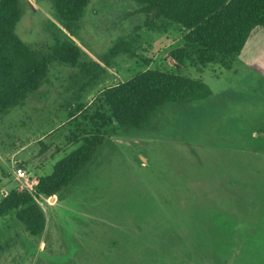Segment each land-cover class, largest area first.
Returning a JSON list of instances; mask_svg holds the SVG:
<instances>
[{
    "label": "rangeland",
    "instance_id": "rangeland-1",
    "mask_svg": "<svg viewBox=\"0 0 264 264\" xmlns=\"http://www.w3.org/2000/svg\"><path fill=\"white\" fill-rule=\"evenodd\" d=\"M25 1L15 33L47 54L61 26L46 1ZM145 19L133 0H90L75 36L62 28L82 50L76 64L51 60L41 85L0 117V199L33 192L80 146L69 142L78 109L93 112L97 95L143 60L166 66L182 29ZM236 67L183 68L208 97L164 104L142 129L110 127L71 183L36 199L41 234L12 214L0 219V264H264V79Z\"/></svg>",
    "mask_w": 264,
    "mask_h": 264
},
{
    "label": "trees",
    "instance_id": "trees-1",
    "mask_svg": "<svg viewBox=\"0 0 264 264\" xmlns=\"http://www.w3.org/2000/svg\"><path fill=\"white\" fill-rule=\"evenodd\" d=\"M35 1H46L61 26L53 23L54 43L47 54L33 50L15 33L28 7L26 1L0 0V117L23 105L27 94L41 85L51 60L74 65L82 53L70 36H75L90 0ZM133 1L145 14L147 26L172 24L182 29L179 39L164 55L166 66L150 68L149 60H143L142 69L97 95L93 112L78 109L83 114L69 142L80 146L58 160L50 174L39 177L33 192L13 188L4 194L0 219L12 214L31 235L41 234L46 218L36 199L55 195L71 183L110 134V127L142 129L164 104H187L208 97L209 86L200 77L183 74L181 69L193 68L202 73L217 68L220 73L236 68L249 33L256 26H264V0ZM119 43L110 49L112 54L124 47Z\"/></svg>",
    "mask_w": 264,
    "mask_h": 264
},
{
    "label": "crops",
    "instance_id": "crops-1",
    "mask_svg": "<svg viewBox=\"0 0 264 264\" xmlns=\"http://www.w3.org/2000/svg\"><path fill=\"white\" fill-rule=\"evenodd\" d=\"M239 61V68L241 66L243 70L251 71L264 79V26H256L251 30L239 54Z\"/></svg>",
    "mask_w": 264,
    "mask_h": 264
},
{
    "label": "built area",
    "instance_id": "built-area-1",
    "mask_svg": "<svg viewBox=\"0 0 264 264\" xmlns=\"http://www.w3.org/2000/svg\"><path fill=\"white\" fill-rule=\"evenodd\" d=\"M26 170L23 167H18L17 169H15V174L18 178H24L27 179L28 176L26 175Z\"/></svg>",
    "mask_w": 264,
    "mask_h": 264
}]
</instances>
